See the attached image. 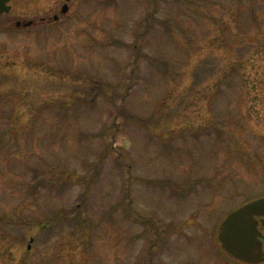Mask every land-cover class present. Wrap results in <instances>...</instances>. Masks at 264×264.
Masks as SVG:
<instances>
[{"label":"rangeland","instance_id":"obj_1","mask_svg":"<svg viewBox=\"0 0 264 264\" xmlns=\"http://www.w3.org/2000/svg\"><path fill=\"white\" fill-rule=\"evenodd\" d=\"M9 5L0 264H245L217 234L264 195V0Z\"/></svg>","mask_w":264,"mask_h":264},{"label":"water","instance_id":"obj_2","mask_svg":"<svg viewBox=\"0 0 264 264\" xmlns=\"http://www.w3.org/2000/svg\"><path fill=\"white\" fill-rule=\"evenodd\" d=\"M9 1L0 0V14L9 11L6 5ZM61 11L65 13L67 6L64 5ZM259 225L264 227V196L242 205L226 216L217 236L222 249L243 263L263 262V236L258 230Z\"/></svg>","mask_w":264,"mask_h":264},{"label":"trees","instance_id":"obj_3","mask_svg":"<svg viewBox=\"0 0 264 264\" xmlns=\"http://www.w3.org/2000/svg\"><path fill=\"white\" fill-rule=\"evenodd\" d=\"M254 6H255V4H250V7L247 9L251 11V13L249 15L252 16V20H254V22L256 23L258 20V14L256 16L257 10L254 8ZM229 20H231V19H229Z\"/></svg>","mask_w":264,"mask_h":264},{"label":"flooded vegetation","instance_id":"obj_4","mask_svg":"<svg viewBox=\"0 0 264 264\" xmlns=\"http://www.w3.org/2000/svg\"><path fill=\"white\" fill-rule=\"evenodd\" d=\"M71 1H73V0H71ZM68 7H69V6H68ZM55 17H56V15L53 16V21L56 20ZM57 20H58V19H57ZM54 22H57V21H54ZM16 26H17V27H21V26H23V23L21 24V23H17V22H16V23H15V27H16Z\"/></svg>","mask_w":264,"mask_h":264}]
</instances>
